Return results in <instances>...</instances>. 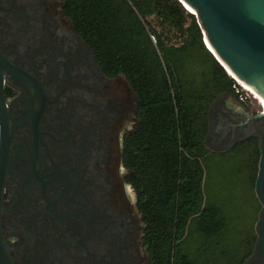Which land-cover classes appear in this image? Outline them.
<instances>
[{"label": "flooded vegetation", "instance_id": "1", "mask_svg": "<svg viewBox=\"0 0 264 264\" xmlns=\"http://www.w3.org/2000/svg\"><path fill=\"white\" fill-rule=\"evenodd\" d=\"M253 101L218 95L203 141L257 146L255 238L239 264H264V113ZM137 122L133 89L102 72L63 0H0V264H152L126 160Z\"/></svg>", "mask_w": 264, "mask_h": 264}, {"label": "trees", "instance_id": "2", "mask_svg": "<svg viewBox=\"0 0 264 264\" xmlns=\"http://www.w3.org/2000/svg\"><path fill=\"white\" fill-rule=\"evenodd\" d=\"M109 77L123 75L138 122L126 160L149 225L152 264H239L254 244L258 150L204 145L207 112L234 79L179 0H63ZM153 37V38H152Z\"/></svg>", "mask_w": 264, "mask_h": 264}, {"label": "water", "instance_id": "3", "mask_svg": "<svg viewBox=\"0 0 264 264\" xmlns=\"http://www.w3.org/2000/svg\"><path fill=\"white\" fill-rule=\"evenodd\" d=\"M179 1L195 14L204 42L207 38L215 54L205 44L218 62L264 98V0ZM263 162L264 148L261 168ZM260 181L261 172L256 181V194L261 199Z\"/></svg>", "mask_w": 264, "mask_h": 264}, {"label": "built area", "instance_id": "4", "mask_svg": "<svg viewBox=\"0 0 264 264\" xmlns=\"http://www.w3.org/2000/svg\"><path fill=\"white\" fill-rule=\"evenodd\" d=\"M230 77L234 79V83L232 84V90H233V93L238 98V100L245 101L247 98H252V99L257 100L256 98L253 97V95L247 89L243 88L241 84L234 77H232L231 75ZM257 103L262 113H264V104L260 103L258 100H257Z\"/></svg>", "mask_w": 264, "mask_h": 264}, {"label": "bare ground", "instance_id": "5", "mask_svg": "<svg viewBox=\"0 0 264 264\" xmlns=\"http://www.w3.org/2000/svg\"><path fill=\"white\" fill-rule=\"evenodd\" d=\"M186 7L188 8L189 6L187 5ZM205 42H206L207 46L209 47V49L214 53V50H213L212 46L210 45L209 41L207 40V38H205ZM223 65L225 66V68L227 69V71L230 73L229 75H231L232 77H234L241 84V86L243 88L247 89L252 95H254L260 103L264 104V98H263V96H261L252 86H250L249 84H247V83L243 82L242 80H240L239 78H237L235 76V74L230 70V68H228L225 64H223Z\"/></svg>", "mask_w": 264, "mask_h": 264}, {"label": "rangeland", "instance_id": "6", "mask_svg": "<svg viewBox=\"0 0 264 264\" xmlns=\"http://www.w3.org/2000/svg\"><path fill=\"white\" fill-rule=\"evenodd\" d=\"M251 107H253V108H258L259 107V105H258V103L257 102H255V101H253V104L251 105Z\"/></svg>", "mask_w": 264, "mask_h": 264}]
</instances>
